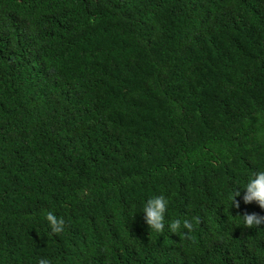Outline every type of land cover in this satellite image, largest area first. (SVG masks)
I'll list each match as a JSON object with an SVG mask.
<instances>
[{
	"label": "trees",
	"instance_id": "obj_1",
	"mask_svg": "<svg viewBox=\"0 0 264 264\" xmlns=\"http://www.w3.org/2000/svg\"><path fill=\"white\" fill-rule=\"evenodd\" d=\"M262 135L264 0H0V264H264Z\"/></svg>",
	"mask_w": 264,
	"mask_h": 264
},
{
	"label": "clouds",
	"instance_id": "obj_2",
	"mask_svg": "<svg viewBox=\"0 0 264 264\" xmlns=\"http://www.w3.org/2000/svg\"><path fill=\"white\" fill-rule=\"evenodd\" d=\"M261 139H264V135H262ZM241 190L244 193L243 202L245 204L254 202L260 209L264 210V170L253 171L242 187L240 184H236L228 197L230 206L239 207V203L235 198L241 195ZM168 208L169 198L163 194L153 195L143 202L142 210L139 213L133 210L132 217L135 214H143L144 223L153 234H162L167 224L170 233L175 235L183 234L187 237L193 231L198 218L177 217L166 222ZM237 217L240 218L242 226L247 229L264 227V215L250 213L242 216L238 215ZM44 219L51 234H61L65 231L64 219L58 217L53 211H47ZM182 230L186 231L182 232ZM38 264H52V262L48 258H40Z\"/></svg>",
	"mask_w": 264,
	"mask_h": 264
}]
</instances>
